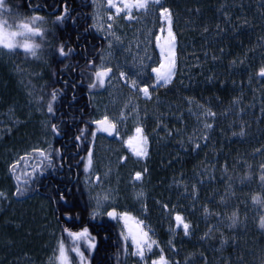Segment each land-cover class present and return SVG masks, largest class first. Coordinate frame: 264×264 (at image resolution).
Listing matches in <instances>:
<instances>
[{
  "label": "trees",
  "instance_id": "16d2710c",
  "mask_svg": "<svg viewBox=\"0 0 264 264\" xmlns=\"http://www.w3.org/2000/svg\"><path fill=\"white\" fill-rule=\"evenodd\" d=\"M262 1L163 0L178 39L175 78L168 86L153 89L150 69L158 64L153 49V61L139 82L150 89L151 99L141 100L137 93L126 91L146 107L139 120L149 142L145 179L154 177L156 166L161 185L171 183L170 191L181 195L176 206L177 195L160 204L149 199V217L134 212L151 225L171 264H184L186 259L188 264H264V228L260 227L264 218V79L257 76L264 59L253 52L264 35ZM58 16L63 19L57 20ZM34 17L41 19L32 23ZM92 18L93 0H4L0 6V26L14 32L5 71L10 90L24 88L46 112L52 130L56 129L53 145L9 163V180H5L14 199L40 195L50 204L56 202L62 224L59 246L63 244L69 264H126L129 247L116 214L88 216L89 196L81 182L95 127L87 95L103 88L96 66L106 48ZM24 24L38 29L40 35L29 33ZM25 45H38L36 55ZM194 47L200 50L191 56ZM93 83L96 86L90 87ZM127 123L131 128V120ZM159 137L168 144L183 141L186 161L170 169L169 147L158 146ZM195 144L197 150H193ZM186 180L190 185L182 188ZM162 207L168 214L178 212L189 224L190 236L174 233L172 247L167 246L169 234L160 223L166 215ZM85 230L87 235L79 239L69 235Z\"/></svg>",
  "mask_w": 264,
  "mask_h": 264
},
{
  "label": "rangeland",
  "instance_id": "374dc122",
  "mask_svg": "<svg viewBox=\"0 0 264 264\" xmlns=\"http://www.w3.org/2000/svg\"><path fill=\"white\" fill-rule=\"evenodd\" d=\"M93 2V25L100 34L105 36L106 40L103 58L96 71H108L109 69L110 71L104 78V91L93 94L92 102L95 105V118H104V121L107 118L104 125L107 128L114 125L116 130L119 131L117 137L119 144L114 143V139L105 140L100 137L97 139L91 164H88L87 169L89 171L84 178V184L91 191L95 214H116L118 211L127 209L144 217H149L147 208L149 199L154 201L155 204H160L161 200L166 198L175 199V195L180 193L170 191L171 183L162 186L150 179H145L144 172L140 173L145 164V159L139 161V164L135 166L136 169H139L137 173L141 174L139 182H134L127 173H120L118 166L125 161L121 156L123 152L121 149V135L125 131L131 132V128L128 127V120L129 124L134 125L136 121L140 120L141 114L145 110H141L138 102L122 90L119 75L123 72L126 79L129 78L136 82L144 80L143 74L147 66L153 61V38L157 30L163 27L162 18L169 12L162 16L163 9L158 10L159 12L154 10L160 4L162 5V0H160L159 3L150 4L143 12L134 11L129 15L120 14L115 16L106 9L103 0H94ZM108 15H111V17L108 18ZM156 15L159 20H156ZM231 23L230 18V25ZM156 24L159 28L155 31ZM185 27H189L188 24ZM12 36H14V32L0 26V147L6 145L8 139H13L15 145L16 142L19 143L20 154H24L35 149L42 150L52 142L53 138L46 128V112L33 99L27 97V100L20 102L16 98L18 101L10 104L3 97L4 94L9 93L7 90L10 88L5 71L11 49L4 45L12 44ZM257 45L253 52L260 54L264 59V35L261 38L259 37ZM262 67L264 68V61ZM138 95L140 97V94ZM5 104L6 106H4ZM30 122L34 125L28 135H16L19 128L28 126ZM13 147V145L7 147L6 150H11ZM145 147L146 153H148L147 143ZM132 160L134 159L132 158ZM4 166L5 164L2 165V167ZM5 173H2L3 176L9 180L8 171H5ZM5 178L1 179L0 174V182L4 181ZM179 178L182 180V176ZM3 183L0 185V193L3 194L0 195V264H69L66 254V259L61 258L60 233L52 221L54 219L49 215L45 200L38 196L22 200L14 199L8 193L9 187H5V183ZM176 183H179L178 180ZM183 183L182 188H187L188 184L190 185L189 180ZM193 188L194 190L197 189L194 183ZM177 196L178 200L174 203L175 206L181 198V195ZM162 208L166 215L161 217L160 223L165 226L164 228L169 234L167 246L172 247L175 241L174 233L182 232L183 236L188 237L190 236V228H188V234L185 235V229L177 228L173 221L175 215L181 214L178 212L168 214V209L166 207ZM158 219L159 217H154V221H158ZM169 220H171V226ZM183 221L188 224L184 217ZM144 223L151 241L155 242L153 243L154 248L146 254L141 262L131 255V251L127 250L126 264H136L134 260L138 264H152L154 260L161 256L165 258L166 264H171L165 257L163 248L158 243L156 233L151 225L147 222ZM7 226H9L10 232L4 233L3 228ZM28 243H31L32 246H28ZM90 245H94V243H89ZM184 264H188V259L184 261Z\"/></svg>",
  "mask_w": 264,
  "mask_h": 264
},
{
  "label": "bare ground",
  "instance_id": "6f19581e",
  "mask_svg": "<svg viewBox=\"0 0 264 264\" xmlns=\"http://www.w3.org/2000/svg\"><path fill=\"white\" fill-rule=\"evenodd\" d=\"M67 1H70V0H67ZM103 1L105 3L106 9L109 10L111 13H113V15H115V16L120 15V14L129 15L130 13H132L134 11H139V12L142 11L143 12V11L146 10V8L150 4H154L155 3V2H152V0H150V2L148 3V6L146 8H140V9L132 8L131 10H128V9L125 8V4H133V3H136L137 0H103ZM162 4H163V0H162ZM158 8H163L164 9L165 7H163L160 4V6H158ZM161 10L162 9H160L159 11H161ZM168 12L170 14V21L167 18L169 14H166V16H164L162 18L161 21L163 23V27H160L157 30L156 35L153 38V43H152L153 49L155 50L156 53H158L159 58H160V66L158 68V69H160V74H164L165 72L168 71V67H169V65H170V63H171V61L173 59L175 61V67L177 66L178 39H177L176 34L174 32L173 20H172L171 13H170L169 10H168ZM110 17H111V15H108V18H110ZM169 31H171V34H172L171 36H169ZM97 32H99V31H97ZM172 37L175 38L174 41L172 40ZM173 43L175 45L174 47L171 46ZM199 50H200V48L194 47L191 50L190 55L191 56L196 55L199 52ZM102 58H103V56H102ZM185 58L186 57H184V59ZM254 65L256 66V65H259V64L255 63ZM97 66H96V68H97ZM175 67H174V71H173V74L171 76L170 82H168L166 84L163 83V81H160L158 83L157 82V73H155L156 82H155V86L153 87V89H155L157 87H161V86H168L169 84H171L173 82L174 78H175L174 77ZM261 68H263V67L261 66L260 69ZM260 69L258 70L259 72H258L257 76L259 78L264 79V77H261L259 75ZM119 77H120L121 83H122V84H120V86L122 85L121 88H122L123 91L130 90L133 93L140 94L141 100L149 101L151 99V92H150V89L147 86L141 87L139 82L135 81L136 82V87H133L132 86V81H134V80L128 78L125 81V79L121 78V75H119ZM145 80L147 81V79H145ZM39 82H40V89H42L44 80L40 79ZM145 87H147L149 89V97H145L144 93L142 91H140V89L145 88ZM104 89H105V86L103 84V88H102L101 91H97L95 93H91V94L87 95L89 104L93 108V115L91 117V122L95 126L94 127V131L92 133V135H93L92 143H91V145L89 147V151L91 152V158H92V155H93L94 146H95L96 141H97V139L99 137L103 138L105 140L114 139L115 140V141L113 140L114 143L119 144V142H117V139H118L117 137H118V134H119L118 132L119 131L116 130L115 126H114V128L112 126H109V128H106V130H105L104 127H103V125L105 123H100V122L104 121V118H95V105L92 102V95L93 94L102 93L104 91ZM7 91H9V93L8 94H4L3 97H4L5 101L6 102H10V104L14 103V102H16L18 100H20V102H23V101H25V99L27 100V97H29L28 92L24 88L19 87V86H17L15 88V90H10V88H9V90H7ZM29 99H31V97H29ZM144 105L145 104L141 105V104L138 103V106L141 108V110L142 109H146V107ZM4 106H6V104ZM46 120H47L46 128L50 131V133L52 135V138H53L52 142L46 146V147H48V146H52L53 145V143L55 141V138H54L55 134H54V132L52 130L51 123L48 120V116H47ZM67 124H69V123H67ZM135 124L132 125L130 133L128 131H125L121 135L122 136L121 149L123 151L121 156H122L123 159H125V161L121 162V164L118 166V168H119L120 173L129 174L131 179L134 182L137 183V182H139V180H136L135 176H136L137 171H139V169H136L135 166L137 164H139V161H144V159H145L144 162H146V160L148 158V156H146V155H137V153L146 150V147H145L146 143H147L148 151H149V142H148V139H147L148 137L143 132V128L140 125V122L136 121ZM33 125H34V123L30 122V124H28V126H22L21 128H19L16 131V135H20V134H21V136L22 135H28L30 130H31V128L33 127ZM69 126H70V124H69ZM206 126H207L206 128H209V129L211 128V125H210V127L208 125H206ZM137 128L141 129V132L138 133L136 131ZM145 139H146V143H144ZM158 139H161V141L157 140L156 144L158 146H160V147L168 146L169 147L170 151L166 155H167V158H169L168 162L171 165L170 169L177 168L180 160H183V162L186 161V159H182L183 155L186 153V149H185L186 145H185V143L183 141H179V142L168 144L169 142L165 138L159 137ZM12 145L14 146L13 149L7 151L6 150L7 147H11ZM18 145H19V143H17V142H16V145H15L13 139H10V140L8 139L7 144L4 145L3 147H0V174H1V179L5 178V176H6V173H5L6 170L5 169H6V165L7 164H9V163H11L13 161L17 162L19 160V158H21L22 155L27 154V153L20 154L21 151H20V147ZM162 145H164V146H162ZM80 146H81V141L77 144V151L79 150ZM160 147H158V148H160ZM45 148H43V149H45ZM198 148H199V145H197V144H195L193 146V150H197ZM5 151H7V152L4 153ZM22 151H23V149H22ZM147 154H149V152ZM132 158L134 160H132ZM160 162H163V161H160ZM4 164H5V166L2 167V165H4ZM165 170H167V169H165ZM88 171H89V169H87V173L84 176L81 177V182L82 183L85 182L84 178L87 176ZM140 171H142L140 173L144 172L145 176L148 173V169L147 168H143ZM152 171L154 173V177L151 178V181L155 182V183L157 182L158 184H162L163 182L159 178V176H161V173L159 171H157L156 166L154 167V169H152ZM2 173H5V176H3ZM5 179H7V178H5ZM5 179H4V181L0 182V185H2V182H4L5 183V184L3 183L4 186L7 187ZM75 181H73V182H75ZM85 187H86V191H87L88 196H89L88 201H86V203L88 205V216H90V217L91 216H102V215H98V214L94 213L93 204H92V198H91V191H90V189L88 188L87 185ZM37 196L45 200V201L44 200L43 201L45 202V204L48 207L49 215H51V218L54 219L52 221L55 223V225L58 228V231L60 233V229H61L62 224H61L59 216H58V214H57V212L55 210L56 202H52L50 204L49 201L46 199V197L40 196V195H37ZM82 206H83V208H86L85 202H83ZM122 211H118L116 213V218H115L116 222L119 225V228L121 229V232H122V234L124 236L125 242L128 245V247H129L128 251H131V255L135 259H137V260H139L141 262L146 257V254L149 253L151 250H153L154 245H153V243L151 241V238H150V235H149L147 229L145 228V223L142 220H140V219L138 220L136 218L137 215L134 217L131 214H129L130 210L123 209ZM118 213H120V216H119L120 219L119 220H120V223L122 224L123 230H122L119 222L117 221ZM106 214H104V215H106ZM177 216H180V215L177 214V215H175L173 217L174 218L173 220L175 222V226L177 228H184L183 225L185 223L183 221V217L180 216L182 218V223H181V222L177 221V219H176ZM138 218H140V217H138ZM3 231H4V233H6L7 231L10 232L9 226H7L6 228H3ZM34 244H36V243H34ZM148 244H151V249H149L147 247ZM29 245L32 246L31 243H28V246ZM141 249H143V258H141V256L138 254ZM154 261H156L157 264H159L160 258H158V259H156Z\"/></svg>",
  "mask_w": 264,
  "mask_h": 264
},
{
  "label": "snow or ice",
  "instance_id": "6c2138e0",
  "mask_svg": "<svg viewBox=\"0 0 264 264\" xmlns=\"http://www.w3.org/2000/svg\"><path fill=\"white\" fill-rule=\"evenodd\" d=\"M149 2H150V0H137L136 3H133V4H125V8L128 9V10H131L132 8H138V9H140V8H146L148 6V3ZM152 2L159 3L160 0H152ZM3 4H4V0H0V6H3ZM166 13H168V9H163L161 15L163 16ZM167 18L170 21V14L168 15ZM38 19H41V18L40 17H34L33 20H32V23H35V21L38 20ZM61 19H63L62 16H58L57 17V20H61ZM23 27L25 29H27L28 32L31 33L32 35H40V32H39L38 29L37 30H33V29L29 28L27 24H24ZM171 35H172L171 34V31H169V36H171ZM174 39L175 38L172 37V40L173 41H174ZM4 46L5 47H8V48H12L14 45H12V44H6ZM171 46L174 47L175 46L174 43ZM35 47H38V45L35 46ZM35 47L29 46V45H25V49L27 51H30L33 56L36 55ZM60 53H61V55H64L65 54L63 47H61ZM174 67H175V61L173 59L171 61L170 65H169V67H168V71L165 72L164 74H160V69L153 68L152 71L154 73H157V82L159 83L160 81H163V83H165V84L168 83V82H170L171 76H172L173 71H174ZM108 71H110V69ZM108 71H98L96 73L97 81H98V83L101 86L105 82L104 78L108 75ZM259 75L261 77H264V68H262L260 70ZM121 78L126 79L125 73H123V72L121 73ZM95 86H96V83H93L92 85H90V87H95ZM132 86L133 87H136V82L135 81H132ZM140 91H142L144 93V96L145 97H149V89L147 87L140 89ZM53 99H55V93H53ZM48 110H49V112L52 111L51 105H49V109ZM105 122H107V118H105V121H102L100 123H105ZM112 127L114 128V125ZM209 127H210V125H209ZM53 131H56L55 126L53 127ZM136 131L139 133V132H141V129L137 128ZM144 143H146V139L144 140ZM146 154H147L146 153V150L137 153V155H146ZM89 164H91V152L89 153ZM135 179L136 180L141 179V174L140 173H136ZM261 179L264 180V176H262ZM0 195H3V194L0 193ZM205 211H207V209H205ZM109 215L111 216V215H113V213H109ZM176 219H177L178 222H181L182 223V218L180 216H177ZM233 222H235V221H233ZM183 226H184V229H185V235H187L188 234L189 225L185 223ZM260 227L261 228H264V218L261 219ZM69 235L72 236L74 240L75 239H79V238L87 235V230H85L83 233H69ZM152 243H155V242H152ZM90 246L94 247V245H90ZM147 247L149 249H151V244H148ZM76 251L78 252V250H76ZM78 254H79V252H78ZM138 254L141 256V258H143V249H141ZM60 255H61V258L62 259H66V257H65V250H64L63 244H61V247H60ZM153 264H157V262L154 261ZM159 264H166L165 258L163 256L160 257Z\"/></svg>",
  "mask_w": 264,
  "mask_h": 264
},
{
  "label": "water",
  "instance_id": "95a60500",
  "mask_svg": "<svg viewBox=\"0 0 264 264\" xmlns=\"http://www.w3.org/2000/svg\"><path fill=\"white\" fill-rule=\"evenodd\" d=\"M159 66H160V64L157 66V68H159ZM151 74L154 76V78L156 79V76H155V73L151 70ZM123 212V211H122ZM121 213V212H120ZM120 213H118V215H117V221L119 222V224H120V226H121V228H122V224L120 223V218H119V216H120ZM129 214H131L132 216H134L135 217V215L133 214V213H131V212H129ZM138 219V218H137ZM139 220V219H138ZM122 230H123V228H122ZM124 232V231H123Z\"/></svg>",
  "mask_w": 264,
  "mask_h": 264
},
{
  "label": "crops",
  "instance_id": "0c3cea01",
  "mask_svg": "<svg viewBox=\"0 0 264 264\" xmlns=\"http://www.w3.org/2000/svg\"><path fill=\"white\" fill-rule=\"evenodd\" d=\"M104 129H106L107 127L105 125H103Z\"/></svg>",
  "mask_w": 264,
  "mask_h": 264
}]
</instances>
